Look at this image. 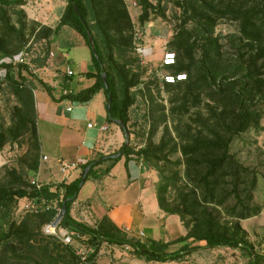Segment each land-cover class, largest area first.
Segmentation results:
<instances>
[{
	"label": "trees",
	"instance_id": "1",
	"mask_svg": "<svg viewBox=\"0 0 264 264\" xmlns=\"http://www.w3.org/2000/svg\"><path fill=\"white\" fill-rule=\"evenodd\" d=\"M163 1L137 0L141 8L138 15L141 26L150 22L154 14L165 16L166 7ZM175 2L181 8V23L168 41L169 51L175 53V62L164 69L167 73L175 75L185 74L186 78L175 83L163 82L165 89L172 94L170 114L177 117L186 116L192 109L200 108L205 97L209 98L212 104L207 105L209 115L204 118L199 117L200 127L196 131L193 132L189 124L185 131L175 127L177 140L172 135L167 114L164 113L154 121L149 131V138L152 141L158 127L164 125L160 142L148 144L137 154L150 165L159 163L162 158L180 151L183 159H178L177 164H185L184 176L187 181L182 189L178 187L177 197L173 199L170 193L173 187H177L179 173L175 171L171 175H164L159 170L160 167H156L161 176L157 186V199L159 207L166 214L180 217L188 232L177 239L181 243V247L177 250H169V244H164L160 249H153L147 243L128 236L108 216H104L95 226H89L72 217V205L85 182L90 177L101 178L108 174L112 166L123 156L128 157L134 153L129 143L123 144L112 154L100 155L88 161L83 165L77 178L70 182L59 183L55 191H52L51 186L47 184L40 190L29 184V188L22 187L10 192L0 191V207L11 206L15 196L30 199L60 198L61 209L63 202L66 201L67 214L60 224L69 228L73 234L85 236L86 243L91 247L88 259L83 263L72 249L66 247L73 264H102L98 262L97 257L104 243L128 246L134 255L144 256L147 261H179L192 251L203 248L200 245L191 246V242H205L204 248L240 249L248 254L250 264L262 262V258L254 251L239 222L230 226L222 223L218 217L206 211L203 205L216 202L221 181L230 177L231 192L236 193L238 199L228 209V213L233 217L246 219L257 215L260 210L258 207L251 209L246 206L239 196L238 187L241 180L249 176L250 169L234 157L230 147L237 135L251 127H259L264 114V63L259 62L264 59V4L243 8L230 4L219 6L214 0H175ZM25 3L26 0H0V6L3 8H16ZM19 12L23 18L20 20L19 29L7 25L4 36L0 38V58L23 49L22 46L12 50L6 47L13 33H16V37L20 35L18 46L25 38L29 24L24 21L25 11ZM221 18L240 22L242 35L249 42L258 44L256 56L248 59H225L220 39L214 36L217 20ZM189 22H193L194 26L189 28ZM63 26L73 28L85 39L92 58V69L85 75L88 78H95V82L78 92L62 94L59 100L68 98L87 102L95 94L103 91L107 100L108 119L118 121L126 138H129V109L135 102L131 88L139 83L140 73H135L132 69V64L137 58L128 56L135 47V25L125 1L67 0V5L54 28L33 20L31 33L49 43L44 57L45 62L51 53L50 37L58 34ZM89 36L93 39L94 50ZM237 56L241 57L242 54L238 53ZM138 57L141 60L140 56ZM7 67L5 79H0V92L2 84L9 83L17 98V104L13 107L12 125L6 129L0 126V151L9 139L17 140L21 135L29 133L33 146V161L30 169L33 175H36L40 167L41 145L37 126L35 87L27 78L26 73H29L27 65H20L18 69ZM104 76L108 87L105 86ZM154 76L157 77L155 72ZM40 84L53 95L49 84L45 81H40ZM258 103L263 105L262 111ZM152 113H155V110ZM119 153L120 155L117 156ZM105 161H111L112 164L100 172L96 167ZM250 182L253 186L255 180ZM199 190L201 195L198 193ZM217 202L222 205L224 199ZM239 207L241 209L238 212ZM35 214L43 216L45 224L53 221L57 211ZM2 226L0 225V245L14 234L22 239L25 228L17 227L14 221L10 222L7 232L2 231Z\"/></svg>",
	"mask_w": 264,
	"mask_h": 264
},
{
	"label": "rangeland",
	"instance_id": "2",
	"mask_svg": "<svg viewBox=\"0 0 264 264\" xmlns=\"http://www.w3.org/2000/svg\"><path fill=\"white\" fill-rule=\"evenodd\" d=\"M134 23V43L142 41L145 46L143 54L144 60L148 62L150 66L166 72L161 67L162 57L168 49V41L178 30L181 23V8L176 4L175 0H164L163 5L166 7L165 16L154 14L151 17L150 22H147L144 26H141L138 21V15L141 12V8L138 5L137 0H124ZM156 0H154L155 2ZM217 5L224 6L226 4L241 6L248 8L254 5L264 4V0H214ZM134 2L137 5H134ZM51 10L47 13L48 22L52 25L57 24L58 16H61L63 10L67 5V0H49ZM38 6L35 0H26L23 6L12 8H3L0 6V38L4 36L6 26L16 27L19 29L21 14L19 11L24 10L26 13V19L29 26L25 31V38L22 39L23 43L18 46V37L16 33H13L9 39L11 40L6 44L9 49H15L21 47L17 53L22 52L28 47V51L32 58L33 66H35L36 74L26 73L30 83L39 85L40 81H45L48 84L50 75L44 71L42 67L45 65V54L47 53L49 43L46 40L38 38L31 33V25L33 23L32 18L29 17L26 7L34 9ZM28 19V21H27ZM194 26L193 22L188 23V27ZM73 28L66 27L63 31L61 43L64 46L72 48V41L70 37H66V31H72ZM75 30H73L74 32ZM76 36L77 32H74ZM57 35V34H55ZM140 35L141 39L136 40L135 37ZM214 36H218L220 43L222 44V51L225 55V59L233 58L237 60L239 58H250L256 56L259 49L257 43H251L245 38L240 31V22L229 18H221L217 20ZM27 39V40H26ZM56 40V39H55ZM51 43V42H50ZM136 46V45H135ZM51 49V45H50ZM74 49L71 53L73 55ZM14 53V54H17ZM238 53L242 56L238 57ZM11 54V55H14ZM71 55V54H70ZM71 55V57H72ZM131 58H137L132 64L133 72L140 73L139 83L131 88V95L135 96V102L129 109V144L134 151V155L138 156V151L150 143L158 144L164 132V125L158 127L156 133L152 137V141L149 138V131L154 121L159 119L161 115L167 114L168 125L172 132L173 137H176L177 133L175 127H178L180 131H185L188 124L191 125L192 131H196L200 127V118L207 117L209 115L208 104H212L209 98L205 97L200 108L192 109L186 116H173L170 114V99L172 94L169 93L163 84V82L154 74H148V66L143 65L139 60L135 47L128 53ZM264 63V59L259 61ZM51 70V69H50ZM52 71H49L51 73ZM84 76L82 73L77 72V76ZM148 82L150 84H148ZM42 87V86H41ZM37 87L36 98L37 102L43 103L45 98L53 100L51 95L43 87ZM58 90H56V93ZM17 104V98L13 94L9 83H3L0 92V126L6 129L13 123V107ZM39 104V103H38ZM67 105V102L64 103ZM73 105V104H71ZM164 109L162 110V108ZM258 107L263 109V105L258 103ZM155 110V113H152ZM200 115V116H199ZM38 117V116H37ZM111 121V120H109ZM177 140V137H176ZM230 152L234 157L242 163L245 167L250 169V174L247 178L241 180V184L238 187V193L244 204L251 209L258 207L260 210L257 215H253L246 219H239L233 217L228 213V209L232 207L238 199L236 193L231 192L232 185L230 183V177L221 181V185L217 190V199L215 203H205L204 209L220 219L222 223L227 225H233L235 222H239L246 235L248 241L253 245L254 251L262 258L261 264H264V114L260 120L259 127H251L246 132H243L235 137L233 144L230 147ZM68 154V153H67ZM33 146L31 142V135L29 133L21 135L17 140L9 139L3 149L0 151V191L10 192L17 190L18 188H29L30 179L35 177L31 171V164L33 161ZM70 156V155H68ZM40 163L42 158L40 152ZM178 159H183L180 151L169 157L162 158L159 163L150 164L155 168L159 175L161 170L164 175H171L175 171L179 173L177 179V187L171 189L170 196L175 199L178 194V187L182 189L184 183L187 181L184 176L185 164L178 165ZM54 160L43 162V167L53 164ZM83 167V166H82ZM82 167L76 170H69L67 181L74 179L82 171ZM157 167V168H156ZM44 171V170H43ZM57 178H63L64 173L59 167L54 170ZM44 177L50 176L42 172ZM71 173V174H70ZM37 175V174H36ZM160 175L159 182L160 183ZM252 180H255L253 186H251ZM126 179L122 180L120 185L116 188L107 187V180H100L99 178L90 177L86 182L85 187L81 192V200L86 202L87 196L92 197L91 200L96 203L95 207L97 212H103L109 209V206L114 202V197L117 196L115 192L125 190ZM121 182V181H120ZM127 184V183H126ZM106 187L109 189L107 190ZM114 191V192H112ZM130 193L129 199L138 203L139 189L137 184L131 186L128 189ZM201 195V191H198ZM145 197H149L151 202L157 200V190L149 186V190L145 193ZM170 198V199H171ZM224 199L222 205L217 201ZM158 201V200H157ZM151 203H145V208L150 213L148 223L142 225L146 236L139 239L147 243L153 249H160L164 244H169V250L174 251L181 247V243L177 239L181 236L177 232L185 233L188 229L184 226L178 215L167 216L160 211L159 206L153 210ZM28 203L24 198L15 196V201L11 206L0 207V225L2 231L7 232L10 222L14 221L16 226L25 228L23 230L22 239L15 234L8 240L4 241L0 245V264H73L70 255L68 254L66 247L73 250L79 244V241H74L71 245H64L58 238L48 235L44 231L43 216L36 215L28 206ZM102 208V209H101ZM241 207H239L238 212ZM61 211V209H60ZM59 211V212H60ZM58 212V213H59ZM57 213V215H58ZM56 218V217H55ZM162 226L172 230V236H164V240L167 242L155 241L154 244L151 237L154 236L153 229L150 225V220H157L160 222L162 219ZM161 226V224H160ZM163 230V228H160ZM184 236V235H182ZM159 237H157L158 239ZM191 241V239L189 240ZM108 243H104L103 246H108ZM191 246L200 245L202 249L192 251V253L185 256V258L179 261H147L144 256L134 255L126 246L120 247L123 252H127L126 256H122L123 264H250L249 256L246 252L236 248L229 247H217V248H204L205 242H191ZM120 246V245H119ZM77 256V255H76Z\"/></svg>",
	"mask_w": 264,
	"mask_h": 264
},
{
	"label": "crops",
	"instance_id": "3",
	"mask_svg": "<svg viewBox=\"0 0 264 264\" xmlns=\"http://www.w3.org/2000/svg\"><path fill=\"white\" fill-rule=\"evenodd\" d=\"M35 2L38 6L34 9L26 7L29 17L45 26L54 28L61 16L57 17V24H50L48 19H45L48 16L47 13L51 10L49 0H35ZM66 27L69 26H63L57 35L53 34L50 37L51 53L42 67L44 71L46 70V73L51 74L48 84L52 87L53 100L45 98L42 103L40 98V101L37 102L36 91L37 87L41 86L34 85L41 155L42 158L44 155L47 156V160H41L36 176L44 184L50 185L52 191L56 190L59 183L73 180L67 181L69 173L64 175L63 178H57L54 170L57 167L61 169L60 160L79 159L82 163L80 167H82L85 163L98 158L100 155L114 153L127 140L120 123L116 120L109 121L107 117V100L103 91L95 94L87 102L73 101L68 98L59 100L62 94H64V90L78 92L88 88L95 82V78H88L85 75L87 71L92 69V58L91 50L83 36L77 31L79 35L76 36L75 31L73 32L74 29L66 31V37H70L73 43V55L71 53L72 48L67 45L64 46L61 43V39L64 37L63 31H65ZM68 69L73 71L74 74L68 75ZM49 71L52 72L49 73ZM77 72L82 73L84 76H77ZM56 90H58L57 93ZM65 102H67V105L64 104ZM68 107H72V109L68 110ZM89 123L92 124V127H88ZM103 126H106L107 129L102 130ZM51 158L54 160V163L43 167V162L50 161ZM111 164V161H105L98 165L96 169L101 172ZM43 170L45 174H50V176L44 177ZM99 179L107 180V187L113 188H116L117 185L122 183V180L126 179L125 190L115 192L117 196L114 197V202L109 206V209L105 211L103 208V212L101 210L98 214L95 207L96 203L91 200L92 197L87 196L88 200L86 202L81 200V192L87 183L85 182L79 192L78 198L72 205V217L89 226H95L104 216H108L128 236L141 238L139 236L141 231L144 233L143 236H146L142 225L148 223L150 213L146 211L145 203H151L150 205L153 207V210L156 208L155 205L159 206L158 199L154 204L149 197H145L149 186L157 190L159 175L155 168L141 161L139 156L132 153L128 157L123 156L112 166L108 174ZM135 184H137V188L139 189L138 203L130 200L128 197L130 196L128 189ZM107 187L106 189L109 190ZM160 211L170 216V214H166L161 208ZM162 220L163 218L160 219V222L157 220H150L149 222L154 234L150 238L153 244L156 240L159 242L163 241L162 243L167 242V240H164V236L170 237L174 233L170 230V226L169 228L162 226ZM160 228H163V230ZM177 233L179 236L185 235V233ZM157 237L159 238L157 239ZM120 247L123 246L116 244L102 246L97 257L98 262L102 264H123L122 256H126L128 253L123 252Z\"/></svg>",
	"mask_w": 264,
	"mask_h": 264
},
{
	"label": "built area",
	"instance_id": "4",
	"mask_svg": "<svg viewBox=\"0 0 264 264\" xmlns=\"http://www.w3.org/2000/svg\"><path fill=\"white\" fill-rule=\"evenodd\" d=\"M134 5H137L136 2H134ZM140 35L136 36V40H140ZM135 50L137 54L141 58V62L143 65L148 66V74H155L162 82L167 83H175L179 80H183L186 78L185 74H172L160 71L159 69H156L154 71L153 67L148 64L147 61L144 60V48L143 44L141 42L135 43ZM32 58L30 55V52L28 51V47L25 48L20 53L14 54V55H7L0 58V79L4 80L6 77V73L8 70L7 66H11L13 69H18L20 65H27L28 69L32 71L34 74H36L35 66H33ZM175 62V53L172 51H166L165 54L162 57V63L161 67H166L167 65H171ZM26 71H24L25 74ZM68 75H73L74 72L70 69L67 70ZM69 90H64V94L70 93ZM72 107H68V110H71ZM88 127H92V124L89 123ZM102 130H106L107 127L103 126L101 128ZM141 161L143 160V157H139ZM43 160H47V156H43ZM61 164V171L67 175L69 170L77 169L81 166V161L78 160H69V159H62L60 160ZM30 184L35 187L36 189L40 190L44 187V183L41 182L38 177L35 175L32 179H30ZM24 200L27 201L28 207L35 213H40L44 211H57V213L60 211V198H38V199H30L28 197H24ZM59 214V213H58ZM57 217V215H56ZM56 218L53 219V221L47 223L44 225V231L53 237L58 238L64 245H71L74 241H79V244L74 247V251L76 252V255L79 257L81 263L86 262L88 259V256L91 252V247L86 243L85 236H82L80 234H73L69 228L64 227L60 224L61 221H59L56 225L54 224V221ZM144 233L141 231L139 233V236L143 237ZM126 248H129L126 246Z\"/></svg>",
	"mask_w": 264,
	"mask_h": 264
},
{
	"label": "water",
	"instance_id": "5",
	"mask_svg": "<svg viewBox=\"0 0 264 264\" xmlns=\"http://www.w3.org/2000/svg\"><path fill=\"white\" fill-rule=\"evenodd\" d=\"M75 9L76 11L79 13V10L77 8V6L75 5ZM89 40H90V43H91V47L93 48V50L95 49L94 48V43H93V39L91 36H89ZM104 83H105V86L108 87V82H107V79H106V76H104ZM109 110H110V107H109ZM129 143V139L127 138L126 140V144ZM119 154H117V156H119ZM88 170H86V173H87ZM67 214V208H66V201L63 202V206H62V209L61 211L59 212V214L57 215L56 217V220L54 221V224L56 225L59 221L62 220V218Z\"/></svg>",
	"mask_w": 264,
	"mask_h": 264
}]
</instances>
